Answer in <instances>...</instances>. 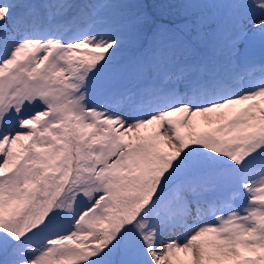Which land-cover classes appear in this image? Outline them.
Here are the masks:
<instances>
[{
  "label": "snow or ice",
  "instance_id": "snow-or-ice-1",
  "mask_svg": "<svg viewBox=\"0 0 264 264\" xmlns=\"http://www.w3.org/2000/svg\"><path fill=\"white\" fill-rule=\"evenodd\" d=\"M0 264H264V0H0Z\"/></svg>",
  "mask_w": 264,
  "mask_h": 264
}]
</instances>
